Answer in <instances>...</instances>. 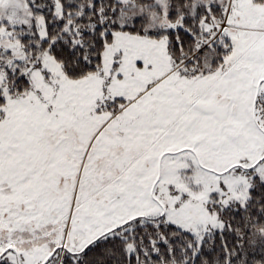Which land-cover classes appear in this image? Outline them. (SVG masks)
Wrapping results in <instances>:
<instances>
[{"label":"snow or ice","instance_id":"1","mask_svg":"<svg viewBox=\"0 0 264 264\" xmlns=\"http://www.w3.org/2000/svg\"><path fill=\"white\" fill-rule=\"evenodd\" d=\"M0 264H264V0H0Z\"/></svg>","mask_w":264,"mask_h":264}]
</instances>
